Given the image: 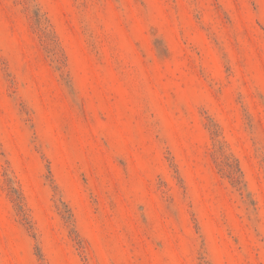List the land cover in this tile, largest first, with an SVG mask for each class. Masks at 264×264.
Instances as JSON below:
<instances>
[{"label": "rangeland", "instance_id": "rangeland-1", "mask_svg": "<svg viewBox=\"0 0 264 264\" xmlns=\"http://www.w3.org/2000/svg\"><path fill=\"white\" fill-rule=\"evenodd\" d=\"M0 264H264V0H0Z\"/></svg>", "mask_w": 264, "mask_h": 264}]
</instances>
